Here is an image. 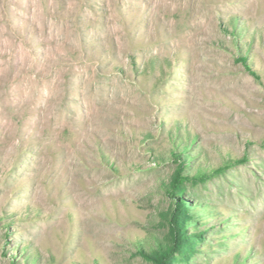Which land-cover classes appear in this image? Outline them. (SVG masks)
Wrapping results in <instances>:
<instances>
[{
	"label": "rangeland",
	"instance_id": "obj_1",
	"mask_svg": "<svg viewBox=\"0 0 264 264\" xmlns=\"http://www.w3.org/2000/svg\"><path fill=\"white\" fill-rule=\"evenodd\" d=\"M180 201L172 264H264V0H0V264H159Z\"/></svg>",
	"mask_w": 264,
	"mask_h": 264
},
{
	"label": "trees",
	"instance_id": "obj_2",
	"mask_svg": "<svg viewBox=\"0 0 264 264\" xmlns=\"http://www.w3.org/2000/svg\"><path fill=\"white\" fill-rule=\"evenodd\" d=\"M183 180L180 173L174 178V189L178 191L177 197L184 198L185 188L181 186ZM182 208L177 207L170 216V229L172 236V245L160 247V250L156 251L155 259L159 264H172V259L175 253H181L185 256L190 257V253L194 251L191 247V241L188 239V226L195 223L190 219V215L186 210V205L180 201L179 203ZM186 248L188 250H182ZM190 261V260H189Z\"/></svg>",
	"mask_w": 264,
	"mask_h": 264
}]
</instances>
